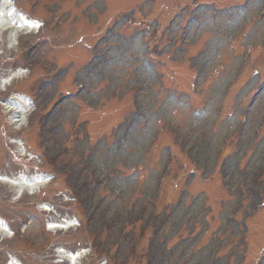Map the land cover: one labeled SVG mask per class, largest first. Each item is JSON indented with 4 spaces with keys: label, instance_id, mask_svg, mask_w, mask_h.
Returning a JSON list of instances; mask_svg holds the SVG:
<instances>
[{
    "label": "rangeland",
    "instance_id": "1",
    "mask_svg": "<svg viewBox=\"0 0 264 264\" xmlns=\"http://www.w3.org/2000/svg\"><path fill=\"white\" fill-rule=\"evenodd\" d=\"M142 1L16 0L43 25L21 34L12 49L5 47V34L0 77L27 67V78L7 91L38 88L41 94L22 132L12 131L0 107V175L33 174L36 167L52 179L21 198L0 183V218L14 234L0 237V264L11 256L20 264H61L56 247L76 252L89 242L100 253L90 264L100 258L106 264H208L216 245L214 264H238L245 248L246 264L258 258L256 264H264V210L249 219L254 235L245 245L239 221L229 220L237 199L249 209L264 199L261 0H151L153 11L185 3L189 10L198 2L169 28L162 12L153 17L144 14L146 5L138 9ZM133 11H139L136 20ZM186 16L195 18L184 24ZM115 21L114 37L98 44ZM85 42L96 44L93 55L84 50ZM196 71L198 82L190 88ZM50 77L53 82L46 83ZM80 85L57 115H51L53 107L37 123L40 112L51 108L53 91H76ZM18 137L42 164L16 155L8 139ZM168 146L176 163L156 200ZM243 178L246 189L237 193L234 186ZM65 197H74V203ZM152 202L158 205L157 231L148 221ZM41 203L52 212L41 211ZM93 203H101L94 215ZM62 218L78 225L44 228V222L53 228Z\"/></svg>",
    "mask_w": 264,
    "mask_h": 264
},
{
    "label": "bare ground",
    "instance_id": "2",
    "mask_svg": "<svg viewBox=\"0 0 264 264\" xmlns=\"http://www.w3.org/2000/svg\"><path fill=\"white\" fill-rule=\"evenodd\" d=\"M2 4V5H1ZM0 27L4 28V29H10V42H13L16 40L17 36L19 35L20 32L23 31V29H26V31H31L33 29H37V25L34 24L32 21H28L25 18L22 17H18L17 19V23L14 22V19L12 18V16L17 17L16 13L13 12V9L11 7H9V3L8 0H0ZM4 7L8 8V12H5L4 15ZM9 14H12L9 15ZM12 77H16V78H20L21 74L20 73H16L14 74ZM11 77V78H12ZM11 78H6L3 81V85H7L9 83V81L11 80ZM18 100V104L15 103H4L5 108H7L9 111H14L15 113L18 112L20 114H18V116H14V118L18 121V123L21 121H23L24 117H25V113H24V108H22V106L25 105L26 101L22 100V99H17ZM0 182H8L9 184H11L16 188L17 193L23 192V191H27L28 193H32L34 190H36L37 188L40 189V187L44 186L45 184V180L44 178H35L32 181H24L22 179H19L17 181L14 180H10V179H6L3 177H0ZM0 234L6 236L9 235L10 236V230L8 231L7 227L4 225V223L1 222L0 220ZM10 264H16L15 260L10 261Z\"/></svg>",
    "mask_w": 264,
    "mask_h": 264
}]
</instances>
